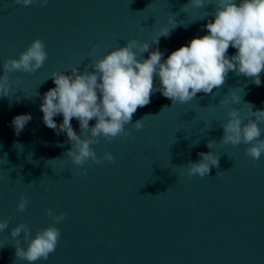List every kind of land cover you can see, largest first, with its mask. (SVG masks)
Wrapping results in <instances>:
<instances>
[{
	"label": "water",
	"instance_id": "1",
	"mask_svg": "<svg viewBox=\"0 0 264 264\" xmlns=\"http://www.w3.org/2000/svg\"><path fill=\"white\" fill-rule=\"evenodd\" d=\"M188 2L49 0L43 7L39 2L25 7L0 0V65L18 58L37 38L48 53L37 72L10 74V98L0 96V221L9 220L8 229L0 232V264H29L17 259L11 228L24 223L34 237L53 223L49 208L65 213L55 225L61 238L47 261L34 264H264V155L254 161L245 154L250 145L219 142L231 108L242 119L250 111L244 103H251L252 111L264 109V72L259 86L229 72L213 94L197 93L187 103L173 104L153 93L132 118L133 124L143 118L142 129L128 124L129 137L101 138L92 146L100 157L111 152L114 162L74 165L65 155L71 148L66 133L57 135L43 122V96L55 87L51 73L68 70L69 75L72 66L83 72L90 59L131 39L151 45L149 52L158 47L166 59L206 35L213 17H203L214 12V5L182 12ZM173 14L179 26L160 37L161 29L173 27ZM235 52L230 46L229 57ZM233 92L241 97L239 103L232 101ZM224 99L228 102H220ZM21 114L32 119L17 135L12 121ZM54 120L59 125L63 116ZM95 123L89 121V127ZM71 125L80 135L79 121L73 118ZM259 127L264 138V123ZM210 140H215L212 149ZM193 141L199 143L193 146ZM209 151L220 156L219 169L213 167L203 178L189 176L186 165ZM22 195L29 203L19 212ZM19 239L26 248L23 233Z\"/></svg>",
	"mask_w": 264,
	"mask_h": 264
},
{
	"label": "clouds",
	"instance_id": "2",
	"mask_svg": "<svg viewBox=\"0 0 264 264\" xmlns=\"http://www.w3.org/2000/svg\"><path fill=\"white\" fill-rule=\"evenodd\" d=\"M35 2L43 7L49 0H14L16 5L25 7ZM209 4L214 5V12L205 11L207 15L203 17H213L205 25L207 34L194 37L187 45L171 52L166 59H163L164 53L158 47L149 52L151 45L131 39L99 59L89 58L90 63L83 72L79 71L78 66H72L69 75L65 74L68 70L51 73L49 78L55 87L44 94L40 111L47 127L56 131L57 135L66 133L71 148L65 155L70 157L74 165L83 168L89 160L97 165L104 161L114 162L111 152L105 151L100 157L92 146L98 144L101 138L111 142L120 136L129 137L126 125L133 124L132 118L137 109L149 104L151 95L157 91L173 104L187 103L194 100L197 93L213 94V89L224 85L229 72L251 78L257 86L261 84L260 76L264 72V0H189L181 11L187 13L189 6L205 9ZM169 22L173 27L161 29L160 37H168L179 26L175 14L169 18ZM159 38L153 43L158 45ZM230 46L236 49L231 57L228 55ZM45 48L44 42L37 38L19 53L18 58L3 61L0 65V96L10 98L13 85L10 74H33L43 67L48 58ZM145 52H149L147 59L143 58ZM88 68L92 71H88ZM157 78L159 87L155 86ZM20 83L17 77L15 84ZM231 99L239 103L241 97L233 92ZM220 102L228 101L224 99ZM244 104L250 106L244 119L238 109L233 107L228 111L229 119L221 124L223 136L219 142L233 146L250 145L245 149V154L254 161H260L264 155V138H261L259 123H264V109L252 111L254 106L251 103ZM57 115L63 116V122L59 125L54 120ZM73 118L79 121L80 135L71 125ZM31 119L30 114L13 118L17 135ZM93 119L96 123L89 127V121ZM133 125L137 130L142 129L143 118ZM210 128L205 126L204 131ZM213 141L208 142L209 149H212ZM198 143L193 141V146ZM198 155L200 160L186 165L189 176L203 178L209 175L213 167L219 169V155L212 151ZM28 203V198L22 195L17 211H25ZM47 215L53 223L37 231L34 237L24 223L11 228L10 235L15 240L17 259L34 264L36 261H47L50 254L55 252L61 238V230L55 225L65 219V213L55 214L49 208ZM8 227L9 220L0 221V232ZM22 233L24 240L28 241L26 248L20 246L19 237Z\"/></svg>",
	"mask_w": 264,
	"mask_h": 264
}]
</instances>
